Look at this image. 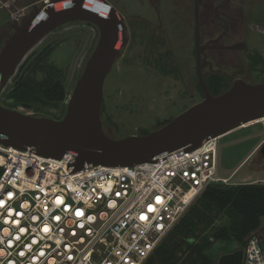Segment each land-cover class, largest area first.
Returning <instances> with one entry per match:
<instances>
[{
	"label": "built area",
	"instance_id": "1",
	"mask_svg": "<svg viewBox=\"0 0 264 264\" xmlns=\"http://www.w3.org/2000/svg\"><path fill=\"white\" fill-rule=\"evenodd\" d=\"M218 139L76 171L71 154L0 144V264H143L208 185L227 183ZM241 264H264V221L245 238Z\"/></svg>",
	"mask_w": 264,
	"mask_h": 264
},
{
	"label": "water",
	"instance_id": "2",
	"mask_svg": "<svg viewBox=\"0 0 264 264\" xmlns=\"http://www.w3.org/2000/svg\"><path fill=\"white\" fill-rule=\"evenodd\" d=\"M87 21L96 26V45L77 76L65 112L34 116L2 103L6 84L28 52L58 26ZM11 34L0 46V144L30 148L45 157L73 156L69 171L92 165H133L154 161L170 150L199 147L208 137H221L264 118V81H234L212 95L196 58L202 99L146 134L112 138L104 132L101 104L105 77L120 53L125 25L105 0H52L34 5L29 16L9 24ZM76 63V62H75ZM73 65V70L75 68ZM12 105V99L5 100ZM264 154V142L258 146Z\"/></svg>",
	"mask_w": 264,
	"mask_h": 264
},
{
	"label": "flooded vegetation",
	"instance_id": "3",
	"mask_svg": "<svg viewBox=\"0 0 264 264\" xmlns=\"http://www.w3.org/2000/svg\"><path fill=\"white\" fill-rule=\"evenodd\" d=\"M105 1L120 13L125 25L120 53L113 64L119 60L122 64L131 63L148 69L157 66L163 73L157 77L170 76L181 81L187 61L178 47H185L184 41L187 43V38H191L194 69L198 56L204 80L228 84L227 88L236 80L264 81V0H135L137 8L132 14L116 8L110 0ZM119 1L126 8V0ZM98 37V29L92 23H64L28 52L15 76L23 73L24 68L53 45H65L64 48L70 45L72 54L66 77L71 81L77 66L86 62L94 49ZM152 70L147 73V78L152 77ZM1 98L4 105L14 107L5 103L6 94ZM106 109L102 96V128L110 136L109 125L113 124ZM57 112H65V103ZM257 151L261 152V149L258 147Z\"/></svg>",
	"mask_w": 264,
	"mask_h": 264
},
{
	"label": "rangeland",
	"instance_id": "4",
	"mask_svg": "<svg viewBox=\"0 0 264 264\" xmlns=\"http://www.w3.org/2000/svg\"><path fill=\"white\" fill-rule=\"evenodd\" d=\"M110 1L116 8H121L126 12H130V14L137 8L135 0H126V8L122 6L119 0ZM34 5L41 6L39 0H1L0 46L12 32L9 24L13 19H17L18 22L22 21L29 16ZM162 9H164V5ZM18 10L17 14H12V12ZM133 21L137 22L135 18ZM176 44H178L177 40ZM184 46L180 49L178 47L179 53L187 61L184 66L185 75L181 81L170 76L157 77L163 75L162 70L159 71L157 66H151L154 72L152 77L147 78V73H152V68L134 66L131 63L122 64L119 60L113 64L105 77L102 95L104 105L107 108L106 113L110 116L114 125H109V131H112L110 137L122 138L131 134H141L143 131H153L164 124L165 120H170L185 108L202 99L201 92L197 87L198 81L191 56V38H187V43L186 40L184 41ZM64 47L66 46L53 45L32 67L27 66L26 69H30L28 72L35 79L47 77L56 70L62 71L66 97H69L76 76L81 72L85 62L77 66L73 80L69 81L66 76L72 49L70 45L67 48ZM16 72L6 84L7 92L13 85ZM8 98V95H6V100ZM142 105H145V107L139 110L137 107ZM13 109L31 115L34 113H50L52 115L57 111V108L38 109V106L24 107L21 105L14 106ZM263 140L264 119H259L219 137L217 147L218 175L229 178L227 183H264V154L257 151L258 147L252 151L254 146L258 143L260 145ZM222 221L223 218L217 219L215 224ZM262 221H264V218ZM210 232L209 228L198 231L199 241L201 236H206L209 239L211 237ZM209 242L211 264L215 263L217 256L220 254L242 248L236 242L215 239Z\"/></svg>",
	"mask_w": 264,
	"mask_h": 264
},
{
	"label": "trees",
	"instance_id": "5",
	"mask_svg": "<svg viewBox=\"0 0 264 264\" xmlns=\"http://www.w3.org/2000/svg\"><path fill=\"white\" fill-rule=\"evenodd\" d=\"M29 68H24L23 73H17L13 85L6 93L8 99H12V105L60 109L66 98L63 72L56 70L47 77L35 79L28 72ZM197 83L201 92L199 82ZM205 83L212 95L221 93L228 86V84L206 80ZM33 115L46 116L39 113ZM146 133L148 131H143L141 134ZM220 218H223V221L215 224V221ZM263 218L264 183L208 185L143 264H211L210 240L206 236H201L199 241L198 231L209 228L213 240L236 242L242 247L245 238L260 227ZM241 261L242 248L220 254L214 264H241Z\"/></svg>",
	"mask_w": 264,
	"mask_h": 264
},
{
	"label": "crops",
	"instance_id": "6",
	"mask_svg": "<svg viewBox=\"0 0 264 264\" xmlns=\"http://www.w3.org/2000/svg\"><path fill=\"white\" fill-rule=\"evenodd\" d=\"M260 142H261V141H260ZM258 145H259V143H258L257 145H255L256 147L254 146V148L252 149V151H253L254 149H256V148L258 147Z\"/></svg>",
	"mask_w": 264,
	"mask_h": 264
},
{
	"label": "snow or ice",
	"instance_id": "7",
	"mask_svg": "<svg viewBox=\"0 0 264 264\" xmlns=\"http://www.w3.org/2000/svg\"><path fill=\"white\" fill-rule=\"evenodd\" d=\"M149 210H150V211L152 210L151 207L149 208Z\"/></svg>",
	"mask_w": 264,
	"mask_h": 264
},
{
	"label": "bare ground",
	"instance_id": "8",
	"mask_svg": "<svg viewBox=\"0 0 264 264\" xmlns=\"http://www.w3.org/2000/svg\"><path fill=\"white\" fill-rule=\"evenodd\" d=\"M262 119H264V118H262Z\"/></svg>",
	"mask_w": 264,
	"mask_h": 264
}]
</instances>
